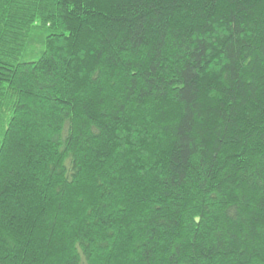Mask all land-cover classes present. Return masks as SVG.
<instances>
[{
  "label": "trees",
  "instance_id": "trees-1",
  "mask_svg": "<svg viewBox=\"0 0 264 264\" xmlns=\"http://www.w3.org/2000/svg\"><path fill=\"white\" fill-rule=\"evenodd\" d=\"M0 264H264V0H0Z\"/></svg>",
  "mask_w": 264,
  "mask_h": 264
}]
</instances>
